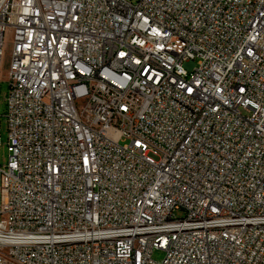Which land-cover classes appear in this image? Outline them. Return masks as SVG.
<instances>
[{
  "label": "built area",
  "instance_id": "2783aa9c",
  "mask_svg": "<svg viewBox=\"0 0 264 264\" xmlns=\"http://www.w3.org/2000/svg\"><path fill=\"white\" fill-rule=\"evenodd\" d=\"M8 32L0 264H264V0H0V70Z\"/></svg>",
  "mask_w": 264,
  "mask_h": 264
},
{
  "label": "rangeland",
  "instance_id": "374dc122",
  "mask_svg": "<svg viewBox=\"0 0 264 264\" xmlns=\"http://www.w3.org/2000/svg\"><path fill=\"white\" fill-rule=\"evenodd\" d=\"M13 36L11 32L7 33L6 36V50L2 60V67L0 70V136H1V144H0V166H5L9 159V147L7 145L8 141V128L7 122L5 118V113L7 110L6 104V95L9 89V81H8V68L11 58V44H12ZM178 216H183L182 211L177 212ZM155 259H162L164 257V252L155 251L153 254Z\"/></svg>",
  "mask_w": 264,
  "mask_h": 264
}]
</instances>
